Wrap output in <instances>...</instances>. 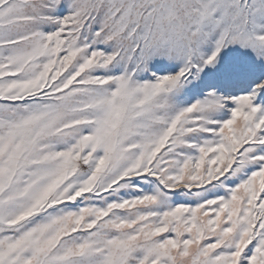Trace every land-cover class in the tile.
Returning <instances> with one entry per match:
<instances>
[{
	"label": "snow or ice",
	"instance_id": "1",
	"mask_svg": "<svg viewBox=\"0 0 264 264\" xmlns=\"http://www.w3.org/2000/svg\"><path fill=\"white\" fill-rule=\"evenodd\" d=\"M0 264H264V0H0Z\"/></svg>",
	"mask_w": 264,
	"mask_h": 264
}]
</instances>
